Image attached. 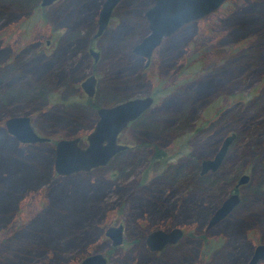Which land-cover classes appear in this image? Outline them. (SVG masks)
I'll list each match as a JSON object with an SVG mask.
<instances>
[{"label": "rangeland", "instance_id": "374dc122", "mask_svg": "<svg viewBox=\"0 0 264 264\" xmlns=\"http://www.w3.org/2000/svg\"><path fill=\"white\" fill-rule=\"evenodd\" d=\"M12 1L0 0V91L14 90L0 104V264H80L93 252L105 264H243L264 243V197L249 196L252 182L264 184V170L251 171L255 161L264 164V0H226L179 25L146 68L130 45L144 32L138 13L147 0L119 1L96 37L94 1L101 0ZM89 73L96 88L88 98L97 106L148 91L156 100L120 133L130 148L104 165L59 174L54 142L77 136L83 145L95 121L81 105L87 96L79 83ZM39 83L43 97L17 92ZM18 114L45 139L23 142L7 132L3 121ZM230 133L219 164L203 177L162 181L161 170L177 161L190 172L189 154L201 174L200 161ZM242 173L247 179L237 183ZM231 192L238 202L207 224ZM117 223L122 241L111 244L104 228ZM172 227L181 229L175 242L148 247V231Z\"/></svg>", "mask_w": 264, "mask_h": 264}, {"label": "water", "instance_id": "95a60500", "mask_svg": "<svg viewBox=\"0 0 264 264\" xmlns=\"http://www.w3.org/2000/svg\"><path fill=\"white\" fill-rule=\"evenodd\" d=\"M53 0H40V5ZM118 0H101L96 16V28L94 36L99 34L107 22V18L112 10V5ZM222 0H153L151 5L145 8L143 12L147 21L145 35L140 37L131 47V51L139 53L145 59H148L151 49L158 45L162 36H167L179 25L197 19L207 12L212 11L220 5ZM90 53L96 56V51L89 49ZM95 76L87 74L80 82V87L90 97L94 92ZM152 102L151 95L138 96L117 101V103L106 106L95 107V122L85 134V146H80L77 142L78 137L63 138L55 141L53 165L54 170L59 174H65L76 170H87L90 167L104 164L108 158L119 149L126 145L117 143L115 138L118 131L125 126L128 120L134 119L140 112L150 107ZM7 132L20 141H41L43 138L32 129L28 117L24 114L8 116L4 121ZM233 134L225 136L218 145L217 150L211 157L202 159L199 164L200 173L209 169H214L222 159ZM247 179V175L242 173L238 177L237 183ZM237 194L231 192L222 199L220 205L214 208L210 213L207 224H211L223 216L231 206L237 201ZM104 234L111 240V244H120L122 239V225L120 223L107 225L104 228ZM181 233L179 227L162 230L155 228L145 235V242L150 249H159L167 242H175ZM250 256L243 264H256L260 259H264V243H256L251 250ZM80 264H105L103 254L93 252L82 257Z\"/></svg>", "mask_w": 264, "mask_h": 264}, {"label": "trees", "instance_id": "16d2710c", "mask_svg": "<svg viewBox=\"0 0 264 264\" xmlns=\"http://www.w3.org/2000/svg\"><path fill=\"white\" fill-rule=\"evenodd\" d=\"M20 1H22V4L23 5L24 4L25 5L31 4V6H33V5L35 6V4L37 3L36 0H20ZM148 1L149 0H147V2ZM99 2L100 1H94V3H95V6H94L95 12H94V14H96V12H97V7H98ZM138 17L141 18L140 16H138ZM142 21H143V19H142ZM142 26L145 28L144 22H143ZM138 38H136V39H138ZM46 91H47V88L45 86V83H39V85H37V86L36 85H34V86L33 85H30L28 87H23V88H20V89L17 90V92L20 93L24 97L33 96V97H36V98L45 96L46 95ZM13 92H14V90H11V89L8 90V91L7 90L6 91H0V104H4L6 98H8L10 96V94H12ZM120 98H121V96H117V97H114V98H112L110 100H112L114 102V101H117ZM97 104L98 103H91L88 98L81 103V105H83V106L84 105L89 106L93 111H95V107L97 106ZM182 112H184V110ZM182 112L179 111V113H178V115H180V118L183 117ZM0 128H2V127H0ZM142 144L143 143L136 144V146H141ZM141 152L137 156H135V157L133 156V158L131 159L130 162L136 161L137 159H141V157L143 156V154H141ZM160 154H161V152H159L158 150H156V152H154V154H153L152 157L158 158L160 156ZM184 158L188 159L189 160V163H191L190 172H186L187 169L185 170L187 163H181V162L177 161L174 164L165 166L164 169L161 170L162 172L160 173L159 176H162V181L163 182H166V183H175V181H178V180H180V181H186V179L184 178L186 176H191L192 178H196L197 176L198 177H203V174L202 175L199 174V172L197 170L198 169L199 159H197V157L195 158L191 154L185 155ZM251 165H252V162L249 165L250 168H251ZM254 168L256 170H258V171H263L264 170V164L261 163V162H256L255 161L253 163V166L251 168V171H253ZM126 169H127V166L125 164H122L120 166V171L121 170L122 171H125ZM239 172H241V170L239 168H237V170L235 172V175L239 174ZM187 173H191V174H187ZM0 175H1V178L2 177H6V175L4 173H1ZM110 175H112V174L110 173ZM208 180H209V182H212L213 181L212 178H210ZM261 181H262V179L260 180V182H258L257 180H255L254 182H252V183H254V185L251 188L252 189V193L249 196H252L253 194H258V196H263L264 197V184H263V182L261 183ZM3 208L4 207H0V209H3ZM70 242L71 241H69L68 244Z\"/></svg>", "mask_w": 264, "mask_h": 264}, {"label": "flooded vegetation", "instance_id": "af4514ba", "mask_svg": "<svg viewBox=\"0 0 264 264\" xmlns=\"http://www.w3.org/2000/svg\"><path fill=\"white\" fill-rule=\"evenodd\" d=\"M36 1H37L38 6H39V7H42V5H40V0H36ZM57 1H62V0H53L52 2L46 4V6H48V5H52L53 3H57ZM119 1H121V0H118L115 4L112 5V10L110 11V14H109V16H108V18H107L108 20H107L105 26L102 28L101 32H100L99 34H97L96 36L101 35L102 32H103V30H104L105 28H107L108 25H109L110 23H112L113 20L115 19V17L117 16L116 7H117ZM152 1H153V0H149L148 2H146L145 5L143 6V9H142L141 12L138 14V16H140V17L143 19V22H144V24H145V28H144L145 30H144V32L140 35V37H142L143 35H145L146 32L148 31V29H147V27H146V25H147V21H146V18H144V16H143V12H144L145 8H147L149 5H151ZM225 1H226V0H222L221 4L218 5L217 7H215L214 9H212V11L215 10L216 8L222 6L223 2H225ZM100 3H101V1L99 2L98 7H99ZM46 6H45V7H46ZM98 7H97V12H98ZM212 11L207 12V13L204 14L203 16H206L207 14L211 13ZM97 12H96V15H95V16H97ZM203 16H201V17H203ZM201 17H199V18H201ZM199 18H197V19H199ZM194 20H196V19H194ZM95 28H96V17H95ZM174 31H175V30H174ZM174 31H173V32H174ZM173 32H171V33H173ZM171 33H170V34H171ZM170 34H169V35H170ZM169 35H167V36H169ZM96 36L93 35L92 37H96ZM167 36H162V37L160 38L161 40L159 41L158 45H160L161 42H162ZM140 37H139V38H140ZM139 38H138V39H139ZM138 39H136V41H137ZM135 43H136V42H134L133 44L130 45V51H131V47H132ZM46 44H47V40H46ZM47 45H48V44H47ZM158 45L154 46V47L151 49V53L149 54L148 59H145V57H143V56L140 55L139 53H134L133 51H132V52H133L135 55L137 54V55L139 56V58L143 61V65H142V66H143L144 68H146V67L150 64L151 55H152V53H153V51H154L153 49H154L155 47H158ZM89 49H93V50L96 51L97 54H96L95 57H94V55H93L92 53H90ZM86 51H87V53H89V54L92 56V58H93L92 61H95L96 58L98 57V54H99L98 51H97L96 49H94L93 46H91V45L87 46ZM89 74H91V73H89ZM92 75H94V73H93ZM82 76H83V78H84L86 75H82ZM94 76H95V81H96V75H94ZM83 78H82V80H83ZM95 81H94V86H95ZM80 82H81V81H80ZM79 86H80V83H79ZM95 88H96V86L94 87V91H95ZM81 90L83 91L82 87H81ZM83 92H84V91H83ZM84 93H85V92H84ZM93 93H94V92H93ZM92 95H93V94H92ZM92 95H91V96H92ZM146 95H147V96L151 95V97H152V102L150 103V105H151V104L156 100V98H155V95H154V94L150 93V91L145 92L143 95H138V96H146ZM86 96H87V95H86ZM91 96H90V97H91ZM138 96H131V94H129V95L123 97V98L118 99L117 101L125 100V99H127V98H132V97H138ZM87 98H88V97H87ZM88 99H89V98H88ZM117 101H114V102H112V103H108V104H106V105L113 104V103H117ZM106 105H104V106H106ZM100 106H101V105H100ZM102 106H103V105H102ZM150 107H151V106H150ZM150 107H148L147 109H145V110H143L142 112H140L139 115H137L134 119L128 120V122L125 124V126H123V127L118 131L115 140H116V142H117L118 144H119V143H122V144L126 145V147H125V148H122V149H119L117 152L113 153V154L108 158V160H107L104 164H106L110 159L114 158L116 155H119V153H122L123 150H126V149H128V148H130V147L132 146L131 144H133V143H130V144H129V143L122 142V141L118 140V137H119L120 133H121L123 130H125V128L128 127L130 124H133V123L139 121L140 118H141L140 121H141L142 119L146 118V117H143V115L146 113V111H148V110L150 109ZM95 110H96V108H95ZM94 122H95V121H94ZM93 124H94V123H93ZM93 124H92V126H93ZM92 126H91V128H92ZM78 141H79V138H78L77 142H78ZM83 142H84L83 145H81L79 142H78V144H79L80 146H85V145H86L85 137H84V141H83ZM134 144H135V143H134ZM104 164H103V165H104ZM203 173H204V172H203ZM203 173H201V174H203ZM122 228H123V226H122Z\"/></svg>", "mask_w": 264, "mask_h": 264}]
</instances>
